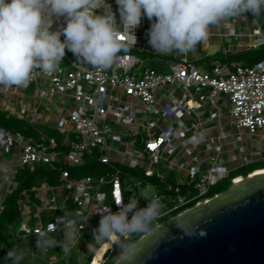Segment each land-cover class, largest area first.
Returning a JSON list of instances; mask_svg holds the SVG:
<instances>
[{
	"label": "built area",
	"instance_id": "built-area-1",
	"mask_svg": "<svg viewBox=\"0 0 264 264\" xmlns=\"http://www.w3.org/2000/svg\"><path fill=\"white\" fill-rule=\"evenodd\" d=\"M106 2L121 23L116 0ZM150 23L145 17L134 30L135 45L121 32L129 51L120 53L107 71L78 64L66 49L61 71H37L27 88L0 87V110L7 118L27 120L39 135L0 127V207L16 187L20 167L43 165L58 175L56 184L42 181L32 188L39 203L22 192L18 237H36L34 232L41 230L59 234V218L67 211L79 214L84 231L89 222L99 223L98 209L116 212L122 198L127 203L131 195L152 188L162 198L163 217L176 213L172 219L213 199L206 198L209 189L236 169L264 160V58L251 65L227 59L230 53L264 49V13L213 29L204 57L222 51L218 45L208 54L216 46L212 40L249 39L238 47L230 42L210 68L189 60L188 54L154 60L167 71L150 67L155 55L168 56L148 44ZM62 26L64 18L54 20L53 30ZM57 96L62 105L53 101ZM44 109L50 114L43 120ZM46 122L58 131L60 142L38 127ZM7 152L12 158L4 157ZM86 166L101 173L72 176L71 168ZM238 179L243 177L231 182ZM138 200V207L147 205ZM115 247L111 243L96 264H104Z\"/></svg>",
	"mask_w": 264,
	"mask_h": 264
},
{
	"label": "clouds",
	"instance_id": "clouds-1",
	"mask_svg": "<svg viewBox=\"0 0 264 264\" xmlns=\"http://www.w3.org/2000/svg\"><path fill=\"white\" fill-rule=\"evenodd\" d=\"M116 4L119 24L106 0H0V87L27 88L35 72L61 71L66 49L78 64L107 71L120 53L129 51L121 32L135 45L134 30L145 17L151 22L148 44L157 53L187 55L207 41L213 29L249 13L254 19L264 13V0H116ZM61 17L66 26L53 30L54 20ZM138 197L147 201L145 207H138ZM123 200L116 203V212L110 207L97 210L101 218L91 244L111 242L122 257L121 264H136L142 250L135 239L156 234V225L165 214L164 204L158 195L143 191L128 197L127 203ZM78 215L66 212L59 218L63 239L46 230L34 232L37 249L46 252L59 246L64 254L70 253L84 226ZM177 227L184 229L181 222ZM183 231L190 237L207 235L203 230ZM24 259V250L17 247L10 248L5 257L10 264H22Z\"/></svg>",
	"mask_w": 264,
	"mask_h": 264
},
{
	"label": "water",
	"instance_id": "water-1",
	"mask_svg": "<svg viewBox=\"0 0 264 264\" xmlns=\"http://www.w3.org/2000/svg\"><path fill=\"white\" fill-rule=\"evenodd\" d=\"M217 46L208 48L212 55ZM264 172L156 227L135 242L136 264H264ZM206 231L187 236L184 229ZM122 257L117 264H121Z\"/></svg>",
	"mask_w": 264,
	"mask_h": 264
},
{
	"label": "rangeland",
	"instance_id": "rangeland-1",
	"mask_svg": "<svg viewBox=\"0 0 264 264\" xmlns=\"http://www.w3.org/2000/svg\"><path fill=\"white\" fill-rule=\"evenodd\" d=\"M251 21V20H248ZM251 23V22H250ZM241 29L237 28V31H240ZM249 38L248 36H243L241 37V39L239 38H234L233 41H230L232 43V45L236 46L239 40H245L247 41ZM213 43L215 45H221L222 47V51L218 52L217 55L208 57L206 60H194L195 57L197 58H203L205 55V52H203V47L206 43V41L202 42V45H197L196 49L192 52H189L188 54V59L189 60H194L196 64H205L207 66V68H210L211 66V61L216 57V58H222L223 57V49H227L229 48L230 42L229 41H220L218 40H212ZM243 52H236V53H230L228 56V60H233V61H238L241 62L243 65H251L252 63H248L247 62V57L242 55ZM68 54L70 56H74L70 51H68ZM175 53L171 54L174 55ZM171 55L168 56H156L153 58L152 61L149 62V66L156 68L158 70H164L167 71V69L163 66L158 65L156 62H154L155 59H167L170 58L171 59ZM177 55V54H176ZM55 103L62 105V101L61 99L57 96L54 98L53 100ZM66 106L71 105L70 103H65ZM30 105H28L29 107ZM4 116L6 117V114L3 112ZM49 111L45 110L42 112V116H43V120L47 119L48 115H49ZM11 118L13 119H17L20 120L18 118H16L15 116H12ZM21 121V132L24 135L27 136H31V137H38L39 135L35 132V130L31 127V125L29 124V122L27 120H20ZM51 123V122H50ZM38 127L42 128L43 131L48 133V136H53L55 137L58 142H60L61 137L58 133V131L55 130H51L48 128V124L46 123H41ZM26 128V130H25ZM9 130V129H8ZM5 158H12V153L11 152H7L4 155ZM228 166L231 168L232 164H228ZM257 166H264V161H261L260 163H255L253 166L249 165L246 166L244 168L238 169L237 171H233L228 177L220 180L217 184L213 185L210 189V192L208 194V196L210 197H214L215 193H223L225 191H228L231 186H232V182H231V177L232 175L235 174H242V176H245V174L247 173V171L251 170L253 167H257ZM87 167V166H86ZM23 167H20L19 169H22ZM95 170V169H94ZM92 170L91 172L88 170H84L83 172H78L73 174L74 177H80V176H84L86 174H100L101 170L99 169L98 171H94ZM157 171H159L157 169ZM43 181H46L43 179ZM51 185H54V183H50ZM107 191H109V187L106 188ZM155 193V189L152 188L150 190H148V192L146 194L148 195H153ZM214 195V196H213ZM33 213V215L35 214V210L32 209L31 211ZM68 213H72L71 211H67ZM176 213H173L172 215H167L165 217H162L161 220L159 222L161 223H165L168 220H170L171 216H173ZM88 228H86L84 231H81V234L79 235L78 239V243L75 247H73L70 251V253L68 254H64L60 247L57 246L53 249H48L46 252L40 251L37 249L36 247V239L37 237L34 236H27V237H14L12 238L13 241V247H17L20 249H23L25 252V259H24V264H89V260L91 259L92 255L94 254V251L101 245H92L91 243L94 242V237H93V230L98 228L99 223L97 222H93V223H88L87 224ZM51 236H53L54 238L60 240L63 239V229L59 232L58 235L56 234H52ZM139 241L136 240L135 242ZM94 247L93 251H89V247ZM115 254L112 257V262L114 264H117V262L119 261V258L121 257L118 253V249L115 247ZM113 252V251H112ZM56 259V260H55Z\"/></svg>",
	"mask_w": 264,
	"mask_h": 264
},
{
	"label": "trees",
	"instance_id": "trees-1",
	"mask_svg": "<svg viewBox=\"0 0 264 264\" xmlns=\"http://www.w3.org/2000/svg\"><path fill=\"white\" fill-rule=\"evenodd\" d=\"M242 55L247 57L248 63L253 64L254 62L264 58V49L244 51ZM0 127H3L7 130L9 129L10 131H20L21 121L17 119L15 120L11 117H5L3 111L0 110ZM254 164L255 163L250 164V166H253ZM259 169H264V166L253 167L251 170L247 171L245 175ZM84 170H88L90 172L92 171L88 169V167L71 168L72 176L73 174L81 171L83 172ZM241 175L242 174L238 173L232 175V177L234 178ZM43 179L49 183L53 182L54 184H56L58 182L57 172L50 170L47 166L43 165H37L33 170H31L30 167L27 166L18 170L15 176L16 187L6 195L4 205L0 207V264H10V262L5 260V257L7 251L10 248H13L12 238L18 237L16 233L22 223V209L21 205L19 204L22 192L26 190L30 194L31 198L36 203H39L35 192H32L31 190L33 187L39 185L43 181ZM210 189L206 194V198H210V196H208ZM216 194L218 193H215V195ZM141 237L136 238L135 241L140 239ZM104 243L105 242H103L96 250H98ZM114 254L115 250H113L104 264H114L112 262V257L114 256ZM22 264H24V260L22 261Z\"/></svg>",
	"mask_w": 264,
	"mask_h": 264
},
{
	"label": "bare ground",
	"instance_id": "bare-ground-1",
	"mask_svg": "<svg viewBox=\"0 0 264 264\" xmlns=\"http://www.w3.org/2000/svg\"><path fill=\"white\" fill-rule=\"evenodd\" d=\"M261 172H264V170L256 171V172H254L252 175H256V174H259V173H261ZM237 181L240 182L241 179H240V180L238 179ZM110 246H111V242H108V243H106L104 246H102V247L100 248V250L98 251V253H97V255H96L95 259H94V264H96V263L98 262L99 258L102 257V255L105 253L106 249H107L108 247H110Z\"/></svg>",
	"mask_w": 264,
	"mask_h": 264
},
{
	"label": "crops",
	"instance_id": "crops-1",
	"mask_svg": "<svg viewBox=\"0 0 264 264\" xmlns=\"http://www.w3.org/2000/svg\"><path fill=\"white\" fill-rule=\"evenodd\" d=\"M264 25V24H263ZM263 28H264V26H263ZM235 38H237V37H235ZM234 39V38H233ZM233 39H232V41H233ZM239 39H241V38H239ZM248 41V40H247ZM247 41H245V40H239L238 41V43H237V45L235 46V47H238L239 45H244V44H246L247 43ZM213 43V42H212ZM213 45H215V44H213ZM216 46H218V45H216ZM203 49V52H205V46L202 48ZM189 54V53H188ZM172 56V55H171ZM168 57H170L169 55H168ZM208 57H203V58H197V57H195L194 58V60H206ZM264 161V160H263ZM258 163H260V162H258ZM253 164V163H252ZM246 167V166H245ZM241 168H244V167H241ZM241 168H238V169H241ZM238 169H236V170H238ZM260 170H264V169H259V170H256V171H260ZM256 171H254V172H256ZM253 172V173H254ZM243 176L241 175V176H238L237 178H242ZM58 235V234H57ZM56 260V259H55Z\"/></svg>",
	"mask_w": 264,
	"mask_h": 264
},
{
	"label": "flooded vegetation",
	"instance_id": "flooded-vegetation-1",
	"mask_svg": "<svg viewBox=\"0 0 264 264\" xmlns=\"http://www.w3.org/2000/svg\"><path fill=\"white\" fill-rule=\"evenodd\" d=\"M248 174H251L250 176H248ZM247 175H245V176H243V179L242 180H245V179H247V178H250V177H253L254 175H252L253 174V172H251V173H248ZM237 182H239V181H237ZM264 182V181H263ZM233 184V183H232Z\"/></svg>",
	"mask_w": 264,
	"mask_h": 264
}]
</instances>
